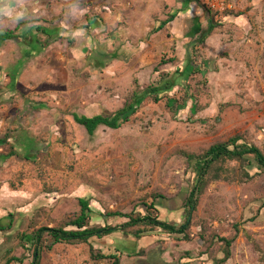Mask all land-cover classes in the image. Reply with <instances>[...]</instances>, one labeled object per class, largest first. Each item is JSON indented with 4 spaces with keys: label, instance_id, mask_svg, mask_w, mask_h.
<instances>
[{
    "label": "rangeland",
    "instance_id": "obj_1",
    "mask_svg": "<svg viewBox=\"0 0 264 264\" xmlns=\"http://www.w3.org/2000/svg\"><path fill=\"white\" fill-rule=\"evenodd\" d=\"M188 2L0 0V34L24 20L56 36L0 48V264H31L21 235L65 227L83 198L90 227L129 222L99 214L141 213L180 228L196 177L187 155L235 139L264 151V0H224V13ZM187 61L186 80L159 102L146 97L120 129L90 136L75 122L123 109ZM250 161V178L237 161L208 176L188 240L140 224L45 248L40 264H213L218 238L235 236L226 264H264V171Z\"/></svg>",
    "mask_w": 264,
    "mask_h": 264
},
{
    "label": "trees",
    "instance_id": "obj_2",
    "mask_svg": "<svg viewBox=\"0 0 264 264\" xmlns=\"http://www.w3.org/2000/svg\"><path fill=\"white\" fill-rule=\"evenodd\" d=\"M192 1V0H191ZM189 0L188 4L191 2ZM3 7L2 3L0 4V9ZM206 8V7H205ZM184 10V9H183ZM182 10V11H183ZM208 13L211 14L207 9ZM177 17V13L172 15L167 21L162 23V26L159 27V30L163 29L167 24L173 22ZM101 22V21H100ZM28 21L21 20L15 31H7L0 34V48L1 46L8 41H19V43H25L29 39V46L34 45L38 40L34 37L37 34L47 35L55 41V34L50 31L48 28L38 25L36 27L27 28ZM92 26V23H91ZM93 27V26H92ZM215 25L211 23L209 33L213 31ZM23 31L17 34V31ZM58 38V37H57ZM205 40V39H204ZM203 40V41H204ZM40 47L32 49L30 52H37ZM28 52L27 55L30 53ZM171 60L170 62H173ZM162 64L164 61L161 62ZM192 63L187 61L186 67L180 71H176L175 76L162 75L158 85L149 87L143 96H136L132 103L125 106L123 109L111 114L108 112L101 113L94 117H86L74 114V120L77 124L86 129L90 136H94L96 131L100 127H106L113 130L120 129L125 123L129 121V118L135 111L139 108L142 101L148 97H154L156 102H159L164 94H169L174 88L180 85L181 80H186L190 75L192 69ZM173 103L170 102V108L173 107ZM238 140H232L230 143H218L210 147L202 156L196 158L195 156L187 155V158L194 162L193 164V173L195 174V183L191 188L189 195L184 203V208H188V218L185 225L178 228L175 225L168 224L159 220L158 217H153L150 214L145 216L138 214L137 217L132 215H124L120 213H109L106 215H100V217H119L126 218L129 220L125 225L119 227H113L106 224L97 225V227H90L91 214L93 213L92 209L89 207V202L87 199H80L81 211L75 219L66 224L63 228H40L32 234H22L20 239L21 242L27 247L28 250H33V262L31 264H40L41 253L46 248L47 250H52V248L58 244H77V243H88L93 238L102 239L107 237L114 232L122 231L125 232V229L128 227H137L140 224L146 226L154 227L167 232L170 235H183L186 240H188L187 231L190 228V217L192 212L196 210L198 198L203 194L205 188L208 185V176L212 174L214 169L217 168L219 171V164L227 161H237L244 168L243 177L250 178V172L245 168V163L252 165V159L254 163L257 164L255 169L257 171H264V151L260 150L254 145L248 144H238ZM163 198V197H159ZM264 208V206H263ZM159 211V210H157ZM1 230V228H0ZM237 236L232 239L227 238H218L220 242L224 245V257L216 259L213 264H226L231 258V249L236 240ZM51 241L49 244L46 242ZM103 259L107 258L105 256ZM114 262L113 264H119V258L117 256L111 257Z\"/></svg>",
    "mask_w": 264,
    "mask_h": 264
},
{
    "label": "built area",
    "instance_id": "obj_3",
    "mask_svg": "<svg viewBox=\"0 0 264 264\" xmlns=\"http://www.w3.org/2000/svg\"><path fill=\"white\" fill-rule=\"evenodd\" d=\"M209 8L212 12L224 13L228 10V6L225 4L224 0H211Z\"/></svg>",
    "mask_w": 264,
    "mask_h": 264
}]
</instances>
